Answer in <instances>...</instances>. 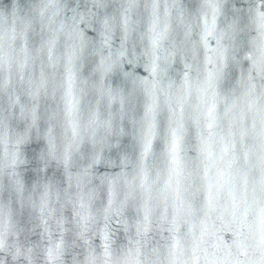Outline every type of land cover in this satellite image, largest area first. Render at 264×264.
<instances>
[{
  "label": "water",
  "instance_id": "1",
  "mask_svg": "<svg viewBox=\"0 0 264 264\" xmlns=\"http://www.w3.org/2000/svg\"><path fill=\"white\" fill-rule=\"evenodd\" d=\"M0 264H264V0H0Z\"/></svg>",
  "mask_w": 264,
  "mask_h": 264
}]
</instances>
